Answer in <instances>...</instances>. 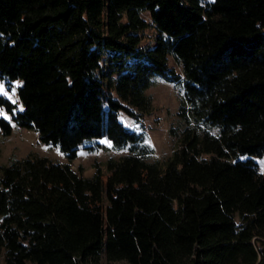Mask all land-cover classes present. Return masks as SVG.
Returning <instances> with one entry per match:
<instances>
[{
	"label": "trees",
	"instance_id": "1",
	"mask_svg": "<svg viewBox=\"0 0 264 264\" xmlns=\"http://www.w3.org/2000/svg\"><path fill=\"white\" fill-rule=\"evenodd\" d=\"M0 76L20 82L3 136L69 162L100 138L127 151L90 176L34 152L0 166L3 264H264V0H0ZM156 76L183 91L163 163L118 118L150 109Z\"/></svg>",
	"mask_w": 264,
	"mask_h": 264
},
{
	"label": "rangeland",
	"instance_id": "2",
	"mask_svg": "<svg viewBox=\"0 0 264 264\" xmlns=\"http://www.w3.org/2000/svg\"><path fill=\"white\" fill-rule=\"evenodd\" d=\"M141 17L148 26L141 31L140 45L150 46L153 44L155 28L147 12H142ZM168 64L182 76L181 67L172 56H168ZM19 84V81L8 83L0 76V95L12 102L17 101L15 88ZM146 94L150 97L151 107L140 119L136 121L123 112H119L118 118L126 128L144 134L145 142L153 149L147 161L163 163L170 156L183 128L181 116L178 114L183 100V91L180 84L170 83L163 77L156 76L153 84L146 90ZM0 116L8 119L2 109H0ZM11 125L13 129L10 135L0 134V166L8 164L11 159H18L29 152H34L59 163H69L75 171L78 166H81L83 175L90 176L94 173V165L104 167V162L108 158H118L127 153L126 150H113L108 139L100 138L88 141V144L80 147L77 157L69 162L57 148L39 143L34 131L16 127L12 122ZM258 172L264 175V158L258 160ZM0 264H3L1 257Z\"/></svg>",
	"mask_w": 264,
	"mask_h": 264
},
{
	"label": "crops",
	"instance_id": "3",
	"mask_svg": "<svg viewBox=\"0 0 264 264\" xmlns=\"http://www.w3.org/2000/svg\"><path fill=\"white\" fill-rule=\"evenodd\" d=\"M16 102V101H15Z\"/></svg>",
	"mask_w": 264,
	"mask_h": 264
}]
</instances>
